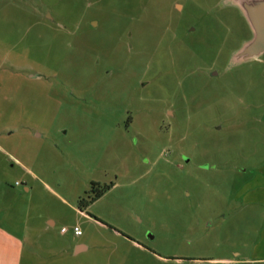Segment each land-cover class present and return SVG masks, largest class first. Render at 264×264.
Returning <instances> with one entry per match:
<instances>
[{
	"label": "rangeland",
	"instance_id": "374dc122",
	"mask_svg": "<svg viewBox=\"0 0 264 264\" xmlns=\"http://www.w3.org/2000/svg\"><path fill=\"white\" fill-rule=\"evenodd\" d=\"M251 37L226 0H0V264H264Z\"/></svg>",
	"mask_w": 264,
	"mask_h": 264
},
{
	"label": "water",
	"instance_id": "95a60500",
	"mask_svg": "<svg viewBox=\"0 0 264 264\" xmlns=\"http://www.w3.org/2000/svg\"><path fill=\"white\" fill-rule=\"evenodd\" d=\"M226 2L240 11L252 33L251 39L234 53L231 63L237 65L258 60L264 55V0H226Z\"/></svg>",
	"mask_w": 264,
	"mask_h": 264
},
{
	"label": "crops",
	"instance_id": "0c3cea01",
	"mask_svg": "<svg viewBox=\"0 0 264 264\" xmlns=\"http://www.w3.org/2000/svg\"><path fill=\"white\" fill-rule=\"evenodd\" d=\"M244 190L247 201L259 202L264 205V169L257 171L252 178L248 179ZM84 249L85 247L80 245L77 252H82ZM256 251L260 252L259 258L264 260V241Z\"/></svg>",
	"mask_w": 264,
	"mask_h": 264
},
{
	"label": "trees",
	"instance_id": "16d2710c",
	"mask_svg": "<svg viewBox=\"0 0 264 264\" xmlns=\"http://www.w3.org/2000/svg\"><path fill=\"white\" fill-rule=\"evenodd\" d=\"M96 186V185H95ZM113 186V185H112ZM112 186H108L107 188H105L104 190L99 191L98 193H96L94 196H92L89 200H82L81 204L84 207H88L90 204L94 203L95 201H97L99 198H101L106 191H108L109 189L112 188Z\"/></svg>",
	"mask_w": 264,
	"mask_h": 264
},
{
	"label": "built area",
	"instance_id": "2783aa9c",
	"mask_svg": "<svg viewBox=\"0 0 264 264\" xmlns=\"http://www.w3.org/2000/svg\"><path fill=\"white\" fill-rule=\"evenodd\" d=\"M62 232H63V233H67L68 230L65 229V228H63V229H62ZM74 234H75V236H80V235H81V231L79 230V228H75V229H74Z\"/></svg>",
	"mask_w": 264,
	"mask_h": 264
}]
</instances>
